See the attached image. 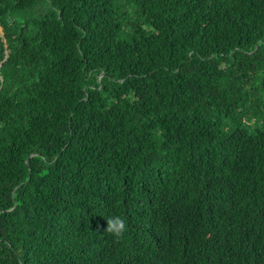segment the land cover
<instances>
[{
    "label": "trees",
    "instance_id": "16d2710c",
    "mask_svg": "<svg viewBox=\"0 0 264 264\" xmlns=\"http://www.w3.org/2000/svg\"><path fill=\"white\" fill-rule=\"evenodd\" d=\"M0 264H264V0H0Z\"/></svg>",
    "mask_w": 264,
    "mask_h": 264
},
{
    "label": "clouds",
    "instance_id": "9594fccd",
    "mask_svg": "<svg viewBox=\"0 0 264 264\" xmlns=\"http://www.w3.org/2000/svg\"><path fill=\"white\" fill-rule=\"evenodd\" d=\"M107 225L109 227H113V228H118V229H123L124 227V222L122 220H120L119 218H116L115 220H111L107 222Z\"/></svg>",
    "mask_w": 264,
    "mask_h": 264
}]
</instances>
